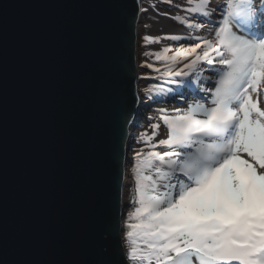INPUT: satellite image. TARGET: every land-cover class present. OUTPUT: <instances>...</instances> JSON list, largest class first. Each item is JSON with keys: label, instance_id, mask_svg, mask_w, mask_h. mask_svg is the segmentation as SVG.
Instances as JSON below:
<instances>
[{"label": "water", "instance_id": "water-1", "mask_svg": "<svg viewBox=\"0 0 264 264\" xmlns=\"http://www.w3.org/2000/svg\"><path fill=\"white\" fill-rule=\"evenodd\" d=\"M115 2L0 0V255L10 264H88L101 234L113 248L122 237L141 2Z\"/></svg>", "mask_w": 264, "mask_h": 264}, {"label": "snow or ice", "instance_id": "snow-or-ice-1", "mask_svg": "<svg viewBox=\"0 0 264 264\" xmlns=\"http://www.w3.org/2000/svg\"><path fill=\"white\" fill-rule=\"evenodd\" d=\"M164 3L181 10L172 18L191 31L161 75L180 99L184 86L196 85L199 100L171 114L157 110L166 138L155 140L160 122L140 134L148 151L134 152L133 210L117 246L101 234L88 264H264V0ZM106 7L121 5L107 0ZM202 65L213 74H200ZM0 264H10L6 251Z\"/></svg>", "mask_w": 264, "mask_h": 264}, {"label": "rangeland", "instance_id": "rangeland-1", "mask_svg": "<svg viewBox=\"0 0 264 264\" xmlns=\"http://www.w3.org/2000/svg\"><path fill=\"white\" fill-rule=\"evenodd\" d=\"M141 2V12L143 13V21L141 22V35L138 40L139 45V52H140V59L139 64L143 69V74H141V79L143 82L139 86H137L138 96L141 103L140 107V114L138 116V126L135 129L131 130V137H130V145L131 149L129 151L130 156V162L126 163V177H125V194L127 196H124V203L128 205V208L125 210V216L123 218V226L125 224V219L127 216V213L131 206L129 205V202L131 199H133L135 195L134 190V175L132 173V158L134 156V152L138 151L140 149L148 150V146L145 144L144 140L141 139L140 134L147 132L148 135H151L152 129L150 128L151 123L160 122L162 132L159 131L158 135L155 137V140H159L162 138L167 137V129L163 125L162 121H159V112L157 111L160 108H166L169 110V114H171V110L175 107L179 108H187V101L189 98L197 97V95L193 92V88L196 87V85H193L191 88L184 86L182 88V91L186 97V99H180V97L177 95V86L175 83L172 82L169 78L162 77L161 73L164 70V67L170 63V60L168 59L171 57L174 53L168 52L164 54V58L157 60L155 57V53L157 52H163L158 48V44L160 43L161 39L157 42L154 39L145 41L143 37L145 35H149L153 38L154 36L151 32H149L148 26L149 22L152 19V14L149 12L151 8H155L157 6L161 5V0H140ZM149 10V11H148ZM161 38V37H160ZM147 64L153 65V68H160L161 72H155L153 68L147 67ZM181 66V65H180ZM204 66H201V72H204L205 69H203ZM210 68L209 66H207ZM209 73L213 74L214 69L205 70ZM147 74V75H146ZM150 74V75H149ZM175 80H179L181 78H173ZM185 79H194V74L191 75L189 78ZM151 89V91H149ZM203 95L202 93L200 94ZM153 98L157 102H153ZM149 102V105L147 106V101ZM146 103V104H145ZM149 115H152L155 117V119L149 121L148 117ZM155 142V141H153ZM157 151H164L166 149L164 148H157ZM171 150V149H167ZM129 185H133V187H129ZM123 235V233H122Z\"/></svg>", "mask_w": 264, "mask_h": 264}, {"label": "bare ground", "instance_id": "bare-ground-1", "mask_svg": "<svg viewBox=\"0 0 264 264\" xmlns=\"http://www.w3.org/2000/svg\"><path fill=\"white\" fill-rule=\"evenodd\" d=\"M175 3L178 4H184L185 0H174ZM224 0H214V3L216 4H222ZM161 5L157 6L155 8L150 9V13L152 14V19L149 22L148 26V31L151 32L154 36L156 37H161V41L158 44V48L163 51L165 47H169L171 51L169 52H176L180 46V44H183L185 41L188 40V34L191 30L187 29L184 25H181L178 23L176 20H174L172 17L179 12H181L180 9L172 7L171 3H164V0H161ZM182 14H187V13H182ZM143 21V13L140 11V16H139V22L137 24V35H138V40L141 35V22ZM172 35H180L183 37V39L179 42L176 41H171L169 39H166V37L172 36ZM193 37L202 35V33L199 32H192ZM195 41H189V43H194ZM199 51V50H198ZM136 57H137V73H138V79H137V86L143 82L141 79V74H143V69L139 64V59H140V52H139V45L137 42V50H136ZM182 67V64H181ZM203 69L205 70H210L207 66H204ZM201 72L200 74L204 76H210L212 73L208 74V71L206 72ZM147 75V74H146ZM150 75V74H149ZM196 75L194 74V79H196ZM199 100V96L197 97H192L189 98L187 101V105L189 104H194ZM149 100L147 101V106L149 105ZM175 108V107H174ZM162 132V129L160 130ZM124 196H127L126 194Z\"/></svg>", "mask_w": 264, "mask_h": 264}, {"label": "trees", "instance_id": "trees-1", "mask_svg": "<svg viewBox=\"0 0 264 264\" xmlns=\"http://www.w3.org/2000/svg\"><path fill=\"white\" fill-rule=\"evenodd\" d=\"M145 152H147L148 150H144ZM132 167H131V169H132V173H133V165H134V163H135V161H134V159L132 158ZM133 207H134V205L133 206H131V208L129 209V211H131V210H133ZM128 211V212H129ZM128 214V213H127ZM127 220V216H126V219H125V221Z\"/></svg>", "mask_w": 264, "mask_h": 264}]
</instances>
